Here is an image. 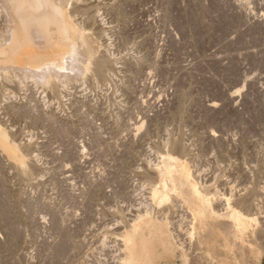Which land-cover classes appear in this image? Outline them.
Wrapping results in <instances>:
<instances>
[{
    "label": "rangeland",
    "instance_id": "374dc122",
    "mask_svg": "<svg viewBox=\"0 0 264 264\" xmlns=\"http://www.w3.org/2000/svg\"><path fill=\"white\" fill-rule=\"evenodd\" d=\"M99 1H101L100 3H105V1L106 4L108 1L110 3L104 8L106 11L103 10L106 13L101 14L99 17L102 19L104 25H107L108 22L109 24L112 23L110 24L111 29L106 31V33L110 35L108 34L109 36L107 35L105 40H107L108 50L111 48L109 57H112L110 58L113 60L112 66L117 63L115 65V67H117H112L116 70L111 71L113 75H111V79L108 80L109 83H107L108 81L104 83L101 82L102 84L96 82L97 85L99 83V86L92 80H88L89 82H87V84L83 82H81V84L80 82L68 83V87L66 88L69 92L66 91L63 94L65 95L67 93L65 97H61L57 94L54 95L52 91L51 93H53V95L50 92L48 93L47 90L50 91V89L42 87L41 84L36 86V88L32 86L31 89H28L29 91L25 90L24 92L21 86H17L18 84L16 82H14V84L16 83L15 86L13 82L8 83V87L11 90L14 88L13 90L15 91L12 98V100L14 99L13 102L20 105V101L22 100L23 103L21 104L24 105L26 104L27 97L29 96L28 98L30 99L33 95V101L38 100V103H41L37 106L42 107V110L41 108H37L36 105L34 106V108H36L32 109V105L37 103L36 101L34 103L32 101L30 107L31 113H29L30 119L26 111H23V113L20 111V116V114H18L19 112H13L12 110V113H17L18 117H14V114H12L13 117L16 118L12 119L13 117L10 116L11 113L9 115L7 114L6 117V114L4 115L5 111L2 109H4L3 105L5 107L8 103L6 104L3 101L0 102V112L3 113V115L0 113V116L2 115L1 117H3L5 121L7 119L6 124L8 123L10 125L9 128H13L11 129L19 141L22 139L20 142L23 145L25 142L26 144L31 143L33 146L36 145L35 147L32 146L34 150L30 149V151L37 156L35 162L38 161L37 165L39 168L35 163L34 170L35 167L38 169L34 172L40 175H38L36 180L32 179V182L35 181L36 183H29V185L27 183L26 187L24 185L25 182L19 185L16 174H14V168L8 164L9 162L5 158L0 156L1 161L3 160L2 162L0 161V176L3 173L4 177L2 176V178H6L5 181L0 178V183L4 188L1 189L2 186L0 185V203H7L6 198L9 199H7L8 204L10 203L9 205L7 204L8 208L7 205L5 207V205L2 204V206L5 207H3L4 210L7 208L5 211L9 209L7 212L8 214L13 211L11 216L8 215V217L13 218L15 221L14 225L17 226V229L19 227L18 225H20L17 241L13 244L14 247L8 245L7 249L6 243H8L7 241L9 240V229L7 224L9 221H7V226L4 230L3 224L5 226L6 222H2L4 218L0 214V219L2 218L0 220V264H24L22 260L27 264H53V262H57L58 260L54 254L57 245L53 243L56 240L55 243L59 244L67 235L69 237L67 236L68 238L66 239L70 240V243L67 241L68 245L70 246L72 243V246H70V248L68 246L67 249L70 250L69 252L73 251L74 254H80V256L77 257L76 254L70 253L73 255L71 257L66 249L69 255H64L65 257L62 258L63 263L84 264L86 262V264H117L118 257L116 258V255L118 256L119 254L116 253H120L121 240L117 241L120 237V233H115V231L120 230L122 233V228L126 220L128 221L130 219L129 217H133L136 213L133 212V209L139 206V202H146L149 200L147 191L148 195L145 197V190H148L145 185L146 163L148 164L150 157L152 163L158 160V153L154 151L160 149L158 152H162L166 148L165 144L163 146L162 143H164V141L167 142L168 139L178 140L192 147L194 152L192 153L191 147L190 150L194 157L190 160V164L196 172L198 169L200 173L197 172L200 176L199 180L202 185H207V187L205 186L207 192L218 191V194H220V192L224 191L220 194V197L223 198L222 194L225 193L223 189H226V191L229 190L230 195H234L239 187L238 192L241 193H238L239 195L236 194L238 198L245 196L247 193L251 192L250 190L252 189L254 190L256 188L254 191L261 189L263 192L259 193V190V192L257 191L255 194H259V196L262 197L259 203L262 204L259 211L263 209L259 216L262 214L264 216V194L262 196V193H264V180L262 181L263 183L261 182V178L264 179V0H91L92 3H99ZM71 9L72 8H70V10ZM93 10L94 9H92V11ZM1 13L0 20L3 17ZM80 15V11H78L77 16L79 17ZM108 37L111 38L110 41H108ZM82 83L85 84V86ZM91 83L92 86L89 87ZM86 88L88 89L86 90ZM45 89L47 90L45 91ZM38 98H40V100ZM29 99L27 101L30 105L32 99H30V101ZM50 100L52 101L50 102ZM54 107L56 111L53 109ZM57 109H59V111ZM32 110H34V112L40 110L41 112H36L35 116ZM43 112L46 115L43 114ZM48 112L50 113L49 116L47 115L49 114ZM32 113L33 116H31ZM51 113H54V118L57 115L56 119H50L52 117ZM22 116H24V119H22ZM33 117H37V119H33ZM217 138L219 141L218 146L217 144L215 145ZM121 139H123V144L122 141H120ZM151 140H156L157 150L156 148L153 149L155 142ZM151 142H154L153 146H149ZM243 142L244 145L242 144ZM122 145L123 149H127L125 150V158L129 155L128 152H130V157H127L126 160L123 158L125 151L123 150L124 152H122ZM239 145L242 149L239 148ZM131 146H134V148ZM128 147L131 149H128ZM223 148L225 150H222ZM226 149L228 151H226ZM131 150H133V154H131ZM239 151L242 152L240 153ZM132 155L133 158L131 157ZM242 155H247V157ZM227 157L229 159H227ZM36 159L38 160L36 161ZM123 159L127 161V164H125V162L121 164ZM261 162L262 165L260 164ZM1 163H3L4 166H2ZM233 164H235V166ZM121 165L123 166L121 167ZM126 165H128V167ZM257 165L260 166L258 169L263 171L262 175L256 170ZM119 166L121 168L118 169ZM223 167L226 168L224 169ZM251 167L252 169L250 170ZM254 167L255 169H253ZM123 168L125 170H123ZM2 169L3 171H1ZM223 169L225 171H223ZM241 169H243L244 172H242L243 170L241 171ZM253 170L255 172L257 171V173L255 174ZM9 171H11V173ZM143 172L144 174H141ZM8 173L10 174L8 175ZM57 173H59V175ZM258 173L261 175L259 179L257 178ZM36 174L32 175V177H35ZM60 174L63 178H60L62 181L59 180L58 182L59 177H61ZM5 175H7V177H5ZM129 175H131V177ZM117 177H119V179H117ZM212 177L215 180H213ZM51 178L53 181L50 180ZM65 178H67L66 180L68 181H65ZM7 179H9V181L12 179V184L10 182L6 185L8 182L6 181ZM16 179L17 183L15 181ZM100 179L101 181H99ZM249 181H251L250 184H248ZM233 182H236L235 185ZM252 182L255 183L253 184ZM256 182L258 183L257 185ZM100 183L106 186H101ZM206 183L211 186L209 187ZM30 184L32 187H30ZM63 184L68 185V188L67 186L64 188ZM98 185L100 186L98 187ZM229 185L232 186L229 187ZM138 186L139 188L142 187L143 190H141L142 188L139 190ZM16 187L19 189H16ZM220 187L221 190H219ZM242 187H245L246 192H243L244 188ZM214 188H218V190ZM240 188L242 191H240ZM21 189L23 190L21 191ZM232 189L233 192L235 190L234 193ZM19 190L22 196H20ZM27 190L32 192L29 191L28 193ZM84 190H87V192ZM94 190H98L99 193L97 194V191ZM65 191L66 193H64ZM69 191H71V193ZM137 191L141 192L138 193ZM67 192H69V197ZM72 192L75 195L74 198L72 197L74 204L78 201L82 204H80L82 207L79 206L80 208L76 210L78 212L77 215H73L74 217L71 216L72 211L74 210L76 214L75 209L78 206L74 208L75 206L71 204L72 200H70V195H72ZM83 192L85 193L83 197H80V201L77 198L82 196ZM130 192L136 197L133 198ZM13 193H16L15 196H17L14 197ZM100 193H102V196ZM134 193L138 194L140 197H137ZM226 193L225 196H229V193ZM30 194L31 196H29ZM59 194H63V196L65 194V196H67L61 197ZM95 194L100 198L98 199ZM88 195L91 198L87 197ZM3 196L5 197L1 199ZM109 197H113V200H109ZM129 197L131 198V203ZM234 197L235 196H233V198ZM236 197L235 200L237 199ZM63 198L65 200L67 199L66 204ZM88 198L90 200L93 198L91 200L93 203L94 200H96L95 203L92 204ZM218 198L216 200H218ZM24 199L28 200V203L29 199L30 202L32 201L29 203L30 205H27L29 209L24 205L27 203ZM35 199L36 201L38 200V207L35 204ZM124 199H128L127 202L124 201ZM138 199H141V201ZM69 200L70 202L68 203ZM60 201H63L62 203L64 205H62ZM100 201L103 203L101 204L103 210L100 209ZM132 201L135 203H132ZM85 202L87 204H92L90 205L92 207L89 205L87 206V204L85 205ZM97 202L98 204L96 206ZM121 202L122 204L125 202V204H123L125 206H121ZM13 203L19 205H16V207ZM42 203L45 208L47 203L48 206L52 204V207L50 206L49 208H53L52 213L55 218L59 215L61 217L60 212L65 216L67 211L68 214L66 213V216L62 217L64 220L58 217L60 219L59 221L57 218L61 224H59V222L57 223L54 218L52 221L53 215L51 213L52 217H49L47 213L45 214V208L42 206ZM57 203L58 207L60 206L63 209L68 207V210L64 211L62 208L57 209ZM20 205L21 207L18 208ZM31 205L35 207L30 213H27L32 209ZM107 205L109 207L112 205L110 207V209L112 208L111 212L108 213L116 220L119 218L120 221L113 220L108 213L106 214L107 216H104L106 219L101 216L108 211ZM10 206H13V208ZM42 207L44 211L40 210L43 209ZM97 207L99 210H96ZM103 207H106V212ZM125 207L129 213L125 211ZM16 208H21V217H19L20 213H18L19 210ZM35 208H37V211L39 208L44 214L41 212V216L37 215L40 211L37 213ZM23 209L27 211L23 212ZM114 209V213H116L115 215L117 216L112 213ZM47 210L48 208H46V212ZM54 210L55 212H53ZM88 210L89 213L91 211V216H87ZM14 211L17 212V214ZM49 211L50 209L48 212ZM92 211H96L95 214ZM97 211L99 212L98 214ZM121 211H124L123 213L127 212L122 218L121 216H123V213ZM244 211L250 213L252 209H244ZM14 213L18 215L19 219ZM24 213L27 215L24 216L29 219L27 220L29 222L25 221L27 218H23ZM56 213L57 217L55 216ZM130 213H133V215L131 214V216H129ZM30 215L32 216L31 218L34 217V219H36V222L34 219L30 218ZM108 215L110 217H108ZM75 216L78 218H75ZM263 216H261V222H264ZM90 217L93 218L91 219ZM67 218H69V221ZM101 218H104V220ZM186 218L188 219V217ZM49 219L50 222H48ZM20 220L24 223L22 224ZM30 220H32L33 223H31ZM18 221L21 222L22 225L19 224ZM43 221L45 222V226ZM54 221L55 223L53 224ZM61 221H64L63 224ZM65 221L67 223H65ZM87 221H89V223H87ZM71 222L73 224H71ZM37 223L41 226L35 227L38 225ZM46 223H48V227L52 230L48 229V227L46 228ZM56 223L60 225V231L58 230L57 233V228L55 231L53 230V227H56ZM113 223L115 224L113 225ZM49 225H51L52 228ZM81 225L87 226L84 228L82 226V229ZM263 225L262 228L264 229ZM76 226L81 229L78 230ZM43 227L45 229H43ZM64 227L66 228L65 230ZM6 230H8V233ZM66 230H68V232H66ZM64 231L66 233H64ZM73 231H75L74 237L73 235L70 236V234H73ZM37 232H39V234ZM107 232H109L108 235ZM116 235L117 237H115ZM78 236L79 240L77 239ZM21 237L23 240L19 239ZM54 237L57 238L55 239ZM214 237L215 234L210 236V238ZM74 238H76L78 242H76V240L74 241ZM85 239L86 242H83ZM233 239L235 238L233 237ZM248 239L251 240L254 238L248 237L247 240ZM81 240H83L82 242L84 244L81 243ZM247 240H241L242 244L239 242L237 246L240 249L236 247L235 249L241 252L238 253V255H240V260H242L241 262H244V264H252L254 261V253L248 247V242L246 243ZM18 241H21L20 249L18 248ZM22 241L24 242L22 243ZM3 242L6 243L4 244ZM73 243H75V246ZM50 244L51 246H49ZM4 245L6 247L3 249ZM52 245H55L53 249H51ZM78 246L80 253L77 252ZM11 247L14 248L13 250L15 253L14 251L12 252ZM74 248H76V251ZM257 248H260L262 252L264 251V233L262 232ZM17 250L20 252L17 253ZM10 252L15 258L10 255ZM83 255H85V258ZM51 256H54V258H51ZM75 256L77 259L79 258L78 261ZM82 256L84 258L83 263L81 260ZM11 258H13V261ZM55 258H57V260ZM74 259L76 263L73 262ZM90 259H92V261ZM104 259L106 262L103 261ZM261 262V264L264 262V252ZM256 263L257 262H254V264ZM158 264H183V262L179 253H177V256L173 259L166 258ZM193 264L204 263L194 262ZM205 264L217 263L206 262ZM222 264H226V262H222ZM227 264L229 263L227 262Z\"/></svg>",
    "mask_w": 264,
    "mask_h": 264
},
{
    "label": "bare ground",
    "instance_id": "6f19581e",
    "mask_svg": "<svg viewBox=\"0 0 264 264\" xmlns=\"http://www.w3.org/2000/svg\"><path fill=\"white\" fill-rule=\"evenodd\" d=\"M94 1H96V0H94ZM100 2L101 1H99V3H97V2L92 3L91 0H0V11L2 12V13L1 12L0 13L3 15L2 19L0 20V102L3 101L6 104L8 103L7 105H5V107L3 105L4 109H2L6 112V113L4 112V115L6 114V117H7V114L9 115L10 113H11L10 116L13 117L12 114H14V113H12V110H13V112L14 111L19 112L18 114H20V116H21L20 111L22 113H23V111H26V113L28 112L27 114L29 115V113H31L30 112V110H31L30 107L32 105L31 103L34 99L33 95L32 96L30 95L33 99L30 98V99H32L30 101V99L28 98L29 96H28L26 99V104H24V105L21 104V103H23L22 100L20 101L21 102L20 105L16 102H13L14 99L12 100V98L15 94V91L13 90L14 88H12V90H11L8 87V83L13 82V84H14V82H16L18 84L17 86H21V88H22V90H24V92H25V90L29 91L28 89H31L32 86L36 88V86H39L41 84L42 87L50 89V91L45 89V91L47 90L48 93L49 92L51 93V91H52L54 93V95L57 94L61 97H65L67 95V93L65 95H63V94L66 91H68L66 88V87H68V83L80 82V84H81V82H83V83L87 84V82H89L88 80H90V81L92 80V81H95V83L99 82L100 84H102L101 82L104 83V82L108 81L109 79H111L110 77H111V75H113L111 71L114 70V68H112V67L113 66L115 67V65L117 63L112 66L113 60L110 59L112 57H109V55L111 54L110 53L111 48H109L110 50H108V46H107V42H106L107 40H105V38L109 34V33H106V31L111 29L110 24H112V23L109 24V22H108L107 25L106 24L104 25V23L102 22V19L99 18L101 16V14L106 13L105 12L106 9H104V8H106L109 1L107 4H106V1H105V3L104 2L100 3ZM70 8H72V9L70 10ZM91 8L94 10L92 11ZM103 10H105V11H103ZM78 11H80V14H81L79 17L77 16ZM104 19H106V18H104ZM110 40H111V38H109L108 41H110ZM112 53H114V52H112ZM114 58H116V57H114ZM99 83H98V85L96 83V85L99 86ZM107 83H109V81ZM15 84H14V86H15ZM83 85L85 86V84H83ZM91 86H92V83L89 85V87H91ZM93 86H95V85H93ZM19 89H20V87H19ZM87 89L88 88H86V90ZM31 92H33V91H31ZM53 93H51V94L53 95ZM44 95H46V94H44ZM40 98H38V99L40 100ZM42 98H43V96H42ZM17 99H16V101H17ZM28 99L30 101V105L28 104V101H27ZM52 100H50V102ZM35 101L36 100H34L33 103ZM36 102L37 103L32 105L33 106L32 109H35L37 107L39 109L41 108V110H42V107H38L41 103L39 104L38 100ZM35 105H36V107L34 108ZM45 106H46V104H45ZM45 106H44V108H45ZM0 107H1V105H0ZM55 107L58 108L57 106H55ZM55 107L53 109L56 111ZM37 110H36V112L38 113L40 110L39 111H37ZM45 110L47 112L46 108H45ZM57 110L59 111V109H57ZM32 111L36 116V112H34V110H32ZM44 112H43V114H45ZM0 113H2V112H0ZM33 113L31 114V116H33ZM53 114L51 113V115H52V117L50 116L51 118L50 117H47V118L56 119L57 115L54 118ZM2 115H3V113H2ZM47 115L49 116L50 113ZM1 116H0V156L5 158L9 162L8 164H10L14 168L13 169V170H15L14 174H16L19 185H20V183L23 184L25 182L24 185L26 187L27 183L29 185V183L33 184L35 182V181L32 182V179L36 180L38 178L39 174H36V172H34L35 170H37L39 168V166L37 165L38 159H36L37 162H35V158H37V156H36V154H33L32 151H30V149H33L32 148L33 145L31 143L26 144L24 139H23V141L25 142L26 145L25 144L23 145L20 142L22 139H20V141H19V139L13 133V130H12L13 128L12 127H11L12 129L9 128L10 125L8 123L6 124L7 119L4 117L6 119V121H5V120H3V117H1ZM25 116H27V115H25ZM14 117H18L17 113L14 114ZM14 117L12 119H16ZM22 117H23L22 119H24V116H22ZM37 117H38V115H37ZM37 117H33V119H37ZM40 117L42 119H44L42 116H40ZM27 119H28V117H27ZM29 119H30V115H29ZM128 131H129V129H128ZM27 138H29V137H27ZM215 139H214V141L216 142ZM27 140H29V139H27ZM122 140L123 139H121L120 141H122ZM151 141H154V140H151ZM154 142H155V146H153ZM154 142L153 143L151 142V144H149V146L150 145L153 146V149L156 148V140ZM218 142L219 141L217 138V142L215 143V145L217 144V146H218ZM123 143L124 142L122 141V144ZM220 143H221V141H220ZM130 144H131V142H130ZM162 144H163V146L165 144V147H166L162 152H158L160 149L157 150V148H156L157 151H154V152L158 153L157 154L158 160L155 163H152L151 157H150L148 164L146 163V173H145L146 174V184L145 185L149 191L145 190V193H146L145 197L149 194L148 195L149 196L148 197L149 202L148 201L139 202V206H138V203L136 201V204L138 207H135V208L137 210L135 208L134 209L132 208L133 212L134 213L136 212V213L134 215H133V213H130L129 216H131V214H132L133 217H129L130 219L128 221L126 220L125 225L124 226L122 225L123 226L122 233L120 232V230L115 231V233H120L119 234L120 237L117 239V241L121 240L120 241V243H121L120 253H116V254H119L118 256L116 255V258L118 257L117 264H158L166 258L173 259L175 256H177V253H179V256H180L183 264H193L194 262H203L204 264L206 262H208V263L216 262L217 264H218V262H219V264H222V262H224V263L226 262V264H227V262L229 264H244V262H241L242 260H240V258H239L240 255H238V253H241V252H239V250L237 251V249L239 248L237 246H238L239 242L241 243V240L242 241H244L245 239L247 240L248 237L254 238L251 240L248 239L246 241V243L248 242V244H247L248 247L254 253V261L252 264H254V262H257L256 264H261L262 263L261 259H262V255H263L264 251L262 252V250L260 248H257V245H258V241L261 239V232L264 233V231H263L264 229L262 228V225L264 224V222L262 221L263 222V224H262V222L260 220V219H262L261 216H263V214L259 216V214H261V210L263 208L259 211V209L261 208V205H262V204H259L262 197L259 196V194L256 195L255 192L257 193V191L259 192V190H260L259 193H261L263 191L261 189L254 191L256 189L255 188L254 190L253 189L250 190L251 192L247 193L245 196L238 197V198L236 197V194L241 193V192H238L239 187L238 188L236 187L237 192L234 195H230L229 190L226 191V189H223V190H225V193L226 192L229 193V196L228 195L225 196V193L222 194L223 198L220 197L221 196L220 194L223 193L224 191L223 192L219 191L220 194H218V191L217 192L213 191L214 193L210 192V191L207 192L205 189L207 187V185H204V184L202 185L201 181L199 180L200 176L198 175V173H199L198 169H197V172H198L197 173L195 170H193L192 165L190 164V160H192L194 157L192 154L194 152L192 147L190 145L185 144L184 142H181L178 140H170V139H168L167 142L164 141V143H162ZM242 144L244 145V142ZM35 146H33V147H35ZM224 146H225V144H224ZM241 146L239 148H241ZM131 147L134 148V146H131ZM190 147L192 149V153H191ZM219 147H220V145H219ZM219 147H218V150H219ZM158 148H159V146H158ZM224 148L222 150H225ZM128 149H131V148L128 147ZM123 150L125 151L127 149H125V148L123 149V145H122V152H124ZM226 151H228V150L226 149ZM242 151H239V152L241 153ZM35 153H36V151H35ZM128 154L130 155V152H128ZM131 154H133V150H131ZM125 155H126V151L124 152V155H123L124 156L123 158L125 160L127 157L128 158L130 157L129 155H127L125 158ZM222 155H223V153H222ZM242 156H245V155H242ZM131 157L133 158V155ZM229 157H230V155H229ZM245 157H247V155ZM232 158H234V157H232ZM124 159L121 161V164L123 162H125V164H127V161H124ZM143 159H145V158H143ZM143 159H141V160H143ZM219 159H220V157H219ZM225 159H226V157H225ZM227 159H229V158L227 157ZM0 161H1V159H0ZM146 161H144V162H146ZM259 161H260V159H259ZM262 161H263V159H262ZM35 163H36L38 168L35 167V170H34V164ZM1 164H2V166H4L3 163H1ZM235 164H233V165L235 166ZM245 164H246V162H245ZM260 164L262 165V162ZM123 165H121V167ZM258 165L256 166L257 167L256 170H258L262 175L263 171H260L258 169V167H260ZM7 166H9V165H7ZM126 166L128 167V165H126ZM126 166H125V168H126ZM219 166H220V164H219ZM222 166H224V165H222ZM226 166H227V164H226ZM252 166H253V164H252ZM121 167L119 166L118 169ZM224 169H223V171H225ZM246 169H247V167H246ZM251 169H252V167L250 168V170ZM253 169H255V167ZM39 170H41V169H39ZM123 170H125V169L123 168ZM242 170L243 169H241V171ZM1 171H3V169ZM133 171H134V169H133ZM9 172L11 173V171H9ZM144 172H145V169H144ZM144 172L141 174H144ZM242 172H244V170ZM10 173H8V175ZM59 173H57V174L59 175ZM217 173H218V171H217ZM256 173H257V171L255 172V174ZM260 173H258V177H257L258 179L261 177ZM34 174H36V176L32 177V175H34ZM57 174H53V175H57ZM242 174H244V173H242ZM135 175H136V173H135ZM2 176H3V173L0 176L1 179H3ZM60 176H61V174H60ZM129 176L131 177V175H129ZM137 176H138V174H137ZM5 177H7V175H5ZM54 177H56V176H54ZM119 177H117V179H119ZM220 177H222V176H220ZM60 178H63V177L62 176L59 177L58 182H59V180H61ZM226 178H227V176H226ZM5 179H3V180L5 181ZM17 179L15 180L16 183H17ZM66 179L67 178H65V181H68ZM50 180H52V178ZM213 180H215V179L213 178ZM263 180L264 179L261 178V182ZM6 181H8L6 185H8V183H10V182L12 184V182H13L12 179H10V181H9V179H7ZM55 181H56V178H55ZM99 181H101V179ZM117 181H119V180H117ZM251 181H249L248 184H250ZM255 181H256V179H255ZM0 182H1V180H0ZM41 182H42V180H41ZM257 182H256V185L258 184ZM102 183H100L101 186H103V185L106 186L105 184L102 185ZM227 183L228 182L226 181V184ZM235 183H234V185H235ZM55 184H56V182H55ZM206 184H208V183H206ZM0 185H1V183H0ZM69 185H71V184H69ZM100 185H98V187ZM234 185H233V187H234ZM1 186H2L1 189H4L3 185H1ZM4 186H5V183H4ZM65 186H67V188H68V185H64V188H66ZM92 186H93V183H92ZM208 186H209V184H208ZM231 186L229 185V187H231ZM30 187H32V185ZM132 187H133V185H132ZM223 187H224V185H223ZM20 188H21V186H20ZM103 188H105V187H103ZM133 188H132V190H133ZM138 188H139V186H138ZM141 188H139V190ZM242 188H244V190H243V192H244L245 187H242ZM16 189H19V188L16 187ZM216 189L218 190V188H216ZM227 189H229V188H227ZM22 190L23 189H21V191ZM24 190H25V188H24ZM91 190H93V189H91ZM98 190H94V191H97L96 193L98 194L100 191V190L99 191ZM141 190H143V188ZM219 190H221V187L219 188ZM246 190H247V188H246ZM5 191H6V189H5ZM27 191L29 193L30 190H27ZM71 191H72V189H71ZM71 191H69V192L71 193ZM101 191H102V189H101ZM103 191H105V190H103ZM146 191L148 192V194ZM240 191H242V189ZM30 192H32V191H30ZM69 192H67L68 197H69ZM85 192H87V190ZM85 192H83L82 196H79V198H77V197L76 198L81 201L80 197H83ZM137 192L140 193L141 191H137ZM232 192H233V189H232ZM234 192H235V190H234ZM64 193H66V191ZM90 193H91V191H90ZM130 193L132 195L131 194H129V195L133 196V198L136 197L133 195L132 192H130ZM142 193H143V191H142ZM142 193H141V195H142ZM15 194H14V197L17 196V195L15 196ZM19 194H20V196H22L21 195L22 193H20V190H19ZM100 194L102 196V193H100ZM103 194H104V192H103ZM114 194H115V192H114ZM134 194H136V193H134ZM263 194L264 193H262V196H263ZM136 195H137V197H140V196H138V194H136ZM29 196H31V194ZM60 196L64 197L65 194H64V196H63V194H61ZM70 196H71L70 200H72V203H71L72 206H75L74 208H76L78 206L75 209V211H76L77 209L80 208L79 206H81L82 204L79 203V201L77 203H75L76 205L74 204L72 197L74 198L75 195L73 194V192H72V195H70ZM96 196L98 197V195H96ZM233 196H235L237 199L235 200V197L233 198ZM4 197L5 196L1 197V199ZM68 197H67V199H68ZM87 197L91 198L89 195ZM124 197H127V196H124ZM89 198H88V200L91 202V200L95 197H93L91 200ZM99 198L100 197H98V199ZM112 198L109 197V200H111ZM131 198L129 200L130 203H131ZM217 198H218V200H216ZM7 199L8 198H6L7 203H4V202L2 203L3 205H5V207L8 204L9 199L8 200ZM33 199H34V197H33ZM57 199H59V198H57ZM67 199L65 200L63 198V201H65V204L67 202ZM70 200L68 201V203L70 202ZM88 200H87V202H88ZM127 200L124 199V201H126V202H127ZM138 200L141 201V199H138ZM145 200H146V198H145ZM3 201H4V199H3ZM24 201H27V203H28V200L24 199ZM35 201H36V199H35ZM37 201L35 202V204L38 207ZM95 201L96 200H94V203H95ZM133 201H132V203H135ZM31 202L29 199V203H31ZM62 202L60 201V203L62 205H64ZM122 202H123V200H122ZM122 202H121V206L123 204H125V202L123 204H122ZM27 203L24 205H26V206L30 205L29 203L28 204ZM78 203H79V205H78ZM91 203L94 204L93 202H91ZM2 204L0 203V207H1L0 214L3 216L4 219H2V218L1 219H2V222H6L5 226L3 224V229L5 230L7 225H8V229H9V235H8L9 240L7 241L8 243H6V242H3V243L4 244L6 243L7 249H8V245L14 247L13 244H14V242L17 241L18 233H19L18 231L20 229V225H18L19 227L17 229V226L14 225L15 221L13 220V218L8 217V215L11 216V213L13 211L11 213L9 212L10 214L7 213L9 211V209L7 211H5L8 208V205L10 203L7 205V208L5 210H4L5 207L2 206ZM71 204H69V205H71ZM86 204L87 203L85 202V205ZM92 204L89 203V204H87V206L88 205L90 206ZM97 204H98V202L96 203V206H97ZM101 204H103V203H101V201H100L99 205L101 206ZM116 204H119V203H116ZM16 205H19V204H14V206H16ZM51 205L52 204H50V206ZM85 205H84V207H85ZM42 206H43V203H42ZM50 206H48V203H47L46 208H48V210L50 209L49 212H48V210L46 212V208L44 206L43 207L45 208V214L47 213V214H49L48 215L49 217H52L51 214L53 215V213H52L53 208L52 209L49 208ZM123 206H125V205H123ZM10 207L13 208V206H10ZM19 207H21V205L18 206V208ZM27 207L29 209V206H27ZM31 207H32V209H30V211L27 213H30L31 210H33V208L35 206L31 205ZM57 207H58V203H57ZM90 207H92V206H90ZM110 207L109 206L107 207V209H108L107 212L105 211L106 207L105 208L103 207L104 211L106 213L104 215H101V216H103V217L107 216L106 214L108 212H111L112 208L110 209ZM113 207H115V206H113ZM126 207H125V211H127ZM18 208H16V209L19 210L18 213H20L21 208L20 209H18ZM44 208L40 209V210L44 211ZM61 208L62 207L59 206L57 209H61ZM67 208H64V209L62 208V209L65 211V210H68ZM97 208H96V210H99V208L98 209ZM119 208H120V206H119ZM71 209L73 210V207ZM81 209H84V208H81ZM100 209H102V206L100 207ZM244 209H252V211L250 213H247L244 211ZM24 210L25 209H23L22 211L23 212L27 211V210H25V211ZM35 210L37 213H38V211H40L39 208H38V211H37V208H35ZM55 210L53 212H55ZM63 210H61V211H63ZM43 211H40L39 212L40 214L38 213L37 215L41 216V212H43ZM73 212H74V210L72 211V215L70 213L71 216L77 215L78 211H76V214H75V212L73 214ZM95 212L96 211H94L93 213L95 214ZM100 212H101V210H100ZM114 212H115V209L112 210V213L115 215L116 213H114ZM127 212L129 213V211H127ZM127 212H125V213L127 214ZM15 213L17 214V212H15ZM60 213H61V217L59 215V212H58V215H59L58 217H60L62 220H64L62 218L64 215H62V212H60ZM66 213H67V211H66ZM66 213H65V216H66ZM90 213H91V211H90ZM90 213L88 210L87 216H91ZM98 213L99 212L97 211V214ZM125 213H123V216L120 215L121 218L124 217ZM16 214H15V216L18 217V215H16ZM43 214H44V212H43ZM85 214H86V211H85ZM24 215H25V213L23 214V216ZM109 215H108V217H110V216L112 217V215H110V216ZM21 216L22 215L20 213L19 217H21ZM25 216H27V215H25ZM25 216L23 218L26 219L27 217H25ZM55 216L57 217V213ZM93 216H95V215H93ZM115 216H117V215H115ZM13 217H14V215H13ZM19 217H18V219H19ZM31 217L32 216L30 215V218ZM34 217L31 219H34ZM43 217H44V215H43ZM175 217L176 218L179 217V218L176 219ZM186 217H188V219ZM53 218H54V220L56 219L57 223L60 221V219L58 218L59 219V221H58L57 218L54 217V215L52 217V221H53ZM75 218H78V217L75 216ZM90 218L92 219L93 217H90ZM104 218H101V219L104 220ZM5 219H6V221H5ZM47 219H48V217H47ZM67 219L69 221V218H67ZM27 220H29V219L27 218L25 221H27ZM34 220L36 222V219H34ZM45 220H46V218H45ZM109 220H112V219H109ZM113 220L117 221V220H119V218H117V220L113 218ZM7 221H9L8 224H7ZM21 222H22V224L24 223L23 221H21ZM21 222L18 221L19 224H21ZM27 222H29V221H27ZM30 222L33 223L32 220H30ZM35 222H34V225H35ZM37 222H38V218H37ZM48 222H50V219ZM63 222H62V224H63ZM72 222H71V224H73ZM96 222H98V221H96ZM54 223H55V221L53 222V224ZM57 223H56V227L55 228L53 227L54 231L57 228L56 233L58 232L59 227H60V225H58ZM65 223H67V222L65 221ZM87 223H89V221H87ZM37 224L38 225H36L35 227L39 226V223H37ZM47 224L48 223H46V225ZM59 224H61V223L59 222ZM71 224H70V226H71ZM109 224H110V222H109ZM114 224L115 223H113V225ZM117 224H121V223H117ZM67 225H66V228H67ZM105 225H106V223H105ZM44 226H45V222H44ZM49 226H51V225H49ZM82 226L84 228L87 225H85V226L81 225V228H82ZM96 226H98V225H96ZM47 227H48V225L46 226V228ZM101 227H102V225H101ZM263 227H264V225H263ZM51 228H52V226H51ZM66 228L64 227V230ZM70 228H72V227H70ZM76 228H78V230L81 229L80 227H77V226H76ZM99 228H100V226H99ZM41 229H42V227H41ZM43 229H45V228L43 227ZM48 229H50V228L48 227ZM74 229H75V227H74ZM104 229H103V231H104ZM50 230H52V229H50ZM6 231L8 233V230H6ZM75 231H73V234H70V236L73 235V237H74ZM66 232H68V230H66ZM66 232L64 231V233H66ZM4 233H5V231H4ZM7 233H6V235H7ZM37 233L39 234V232H37ZM62 233H63V231H62ZM79 233H80V231H79ZM108 233L109 232H107V235H108ZM49 234H50V231H49ZM212 234H215L214 238H210V236ZM85 235H86V233H85ZM55 236H56V234H55ZM62 236H63V234H62ZM67 236H66V238L69 237V236L68 237ZM112 236H113V234H112ZM262 236H263V234H262ZM82 237H83V235H82ZM115 237H117V235ZM233 237L235 239H233ZM244 237H245V239H244ZM23 238H24V236H23ZM66 238L65 239L63 238V240H61V242L59 244L55 243L56 240L54 241V243L52 242L53 244L57 245V247H55V245H52L51 249H53V246L55 247L56 251L54 254H55V257L58 258V260H57V258H55L57 260V262H53V264L54 263L55 264H65V263H63L62 258L65 257L64 255L67 254V252L70 251L67 249L69 246L67 241H69V243H70V240H67ZM78 238H79V236L77 237V239ZM19 239L23 240L22 237ZM60 239H61V237H60ZM75 240H76V238H74V241ZM48 241H49V239H48ZM82 241L83 240H81V243L86 242V239L83 242ZM18 242H19V246H18V248H19L21 246V243H20L21 241H18ZM23 242L24 241H22V243ZM76 242H78V241L76 240ZM73 244L75 246V243H73ZM49 246H51V244ZM70 246H72V243ZM70 246H69V248H70ZM5 247L6 246L4 245L3 249ZM76 247H77V245H76ZM235 247L237 249H235ZM18 248H15V249H18ZM45 248H46V246H45ZM13 249L14 248H12V252L14 251ZM78 249H79V246H78L77 250ZM74 250L76 251V248H74ZM51 251H50V253L52 255ZM18 252H20V251L17 250V253ZM77 252H79V250ZM14 253H15V251H14ZM70 253L74 254L73 251L69 252V254ZM69 254H67V255H69ZM75 254L77 255V253H75ZM10 255H12V257H13V254H11V252H10ZM72 256L73 255H71V257ZM78 256H80V254L77 255V257ZM83 256L85 258V255H83ZM83 256L81 257L82 263L84 260ZM52 257L54 258V256H51V258ZM77 257H76V259H77ZM13 258H15V257H13ZM13 258H11L12 261H13ZM21 258H22V256H21ZM78 259H77V261H78ZM28 260H29V257H28ZM52 260H54V259H52ZM90 260L92 261V259H90ZM14 261H15V259H14ZM75 261L76 260L74 259L73 262H75ZM86 261H87V258H86ZM103 261H105V259ZM16 263H17V261H16ZM22 263L27 264L24 260H22ZM84 264H86V262ZM263 264H264V262H263Z\"/></svg>",
    "mask_w": 264,
    "mask_h": 264
}]
</instances>
